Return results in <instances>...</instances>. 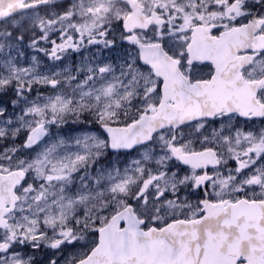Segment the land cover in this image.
Listing matches in <instances>:
<instances>
[{
    "label": "snow or ice",
    "instance_id": "snow-or-ice-1",
    "mask_svg": "<svg viewBox=\"0 0 264 264\" xmlns=\"http://www.w3.org/2000/svg\"><path fill=\"white\" fill-rule=\"evenodd\" d=\"M0 264H264V0H0Z\"/></svg>",
    "mask_w": 264,
    "mask_h": 264
}]
</instances>
